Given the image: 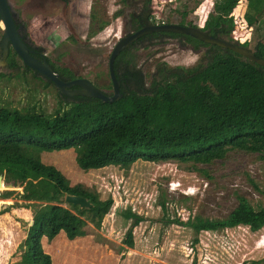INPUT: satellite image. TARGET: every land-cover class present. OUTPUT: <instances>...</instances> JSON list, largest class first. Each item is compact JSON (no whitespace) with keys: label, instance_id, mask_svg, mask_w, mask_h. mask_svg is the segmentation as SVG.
I'll return each instance as SVG.
<instances>
[{"label":"trees","instance_id":"obj_1","mask_svg":"<svg viewBox=\"0 0 264 264\" xmlns=\"http://www.w3.org/2000/svg\"><path fill=\"white\" fill-rule=\"evenodd\" d=\"M240 1L215 0L213 13L206 15L199 28L234 41L237 24L230 14ZM148 2L153 4L155 0ZM246 3L245 22L248 27H255L259 17L264 16V0ZM189 13L182 10L177 23L197 28L187 20ZM160 34L183 37L194 50L205 48L203 60L191 68L161 65L151 81V91H131L111 103L84 97L63 103L61 96L57 109L50 114L35 108L18 110L0 105V175L3 183L19 185V199L27 201L26 207L32 210L20 264H52L42 248L43 239L52 241L60 233L69 241L83 237L88 225L101 227L113 204L110 198L101 201L80 184L70 186L59 170L41 161L43 153L73 150L76 165L82 171L109 166L129 169L138 161L194 167L223 160L234 151L264 159V69L250 65L231 51L194 38ZM158 35L152 36L157 39ZM250 41L240 46L249 49ZM251 52L264 60V42H257ZM7 62L9 70L21 67L32 73L18 65L13 51ZM54 70L72 76L69 70ZM7 77L0 72V80ZM45 82V86H53ZM12 193L2 191L0 198L9 199ZM67 195L84 198L90 207L81 209L65 203ZM125 217L134 219L125 240L131 248L132 229L141 218L130 211ZM176 223L195 235L239 226L256 233L264 227V205L255 209L239 197L236 207L224 219L196 216Z\"/></svg>","mask_w":264,"mask_h":264},{"label":"rangeland","instance_id":"obj_2","mask_svg":"<svg viewBox=\"0 0 264 264\" xmlns=\"http://www.w3.org/2000/svg\"><path fill=\"white\" fill-rule=\"evenodd\" d=\"M9 2L13 12H18L19 22L26 28L31 42L45 48L49 60L111 94L106 59L122 26L118 12L124 10L117 0L83 2L84 9L93 3L94 12L107 23L94 36L96 39L89 40L82 28L72 26L66 32L58 20H36L39 13L33 10L30 0ZM214 2L155 0L153 14L158 22L175 24L180 19L179 13L189 10L187 20L201 28L206 15L213 13ZM246 5V0H241L230 16L237 18L236 38L251 40L248 48L252 51L257 42H264L261 26L264 16L259 17L255 27H248L244 18ZM72 25L79 26L75 22ZM1 35L0 26V38ZM205 50H194L180 39H150L135 53L134 65L139 75L144 76L141 92L151 91V81L161 65L191 68L202 59ZM0 72L8 75L0 80V105L18 110L35 108L46 114L57 109L61 95L57 88L45 86V80L21 67L9 70L1 60ZM75 156L73 150L43 153L41 161L59 170L70 186L80 184L96 193L101 201L110 198L113 204L99 229L88 225L85 235L73 241L63 233L52 241L43 239L42 248L52 264H264V227L256 233L239 226L195 235L191 229L176 223L196 216L224 219L236 207L239 197L255 209L262 207L264 159L260 155L234 151L209 165L191 167L173 162L138 161L129 169L109 166L89 171L77 167ZM2 191L6 189L1 187L0 194ZM9 191L13 192L11 198H0V264H20L24 253L21 246L32 221V210L26 207L27 201L19 199L21 188ZM128 211L141 218L132 229L131 248L125 243L134 222L125 217Z\"/></svg>","mask_w":264,"mask_h":264},{"label":"flooded vegetation","instance_id":"obj_3","mask_svg":"<svg viewBox=\"0 0 264 264\" xmlns=\"http://www.w3.org/2000/svg\"><path fill=\"white\" fill-rule=\"evenodd\" d=\"M85 0H30L32 3L33 10H36L39 14L36 16V20L43 21L46 18L52 19L54 21L58 20L61 23L62 28L67 32L72 30V26H75L76 28H82L83 31L86 32L85 36L86 39H92L96 34H98L100 31H102L106 26L107 23L103 21V16L97 15L94 12L93 8L94 4H90V7L86 6V9H84L82 6H84ZM91 1V0H89ZM119 2V6L124 9L121 12H118V16L121 18L122 26L120 27L119 31V37L118 40L127 37L129 35H133L134 33L138 32L139 30L146 27V24H152V25H161V24H174L169 22H158L154 18L155 15L153 14L154 7L153 4L148 2L149 0H117ZM7 5L9 7L10 12L12 13V21L14 25L18 27V34L21 37L23 43L26 45V47L30 51V56L37 59V60H45L46 63L54 70V68H59V70H69L72 72V76H68L67 74H59L58 72H55L59 75V77L65 82H71L77 79H86L84 77L79 76L77 73L73 72L67 67H57L55 63H53L51 60L47 58L46 50L45 48L36 45L31 42V39L29 38L26 28L22 26V24L19 22L18 19V12H13L12 4H10L9 0H6ZM83 9H82V8ZM14 13V14H13ZM17 17V19L15 18ZM72 22H75L78 25H72ZM83 24V27L81 26ZM179 25L178 23H175ZM184 26V25H181ZM115 30V29H113ZM119 30V29H118ZM158 33V38L161 39L163 37H168L164 34H160V32H153L145 34L138 39L134 40L127 48H125L123 51H121L113 62V72L116 76L117 81L119 82V93L122 96L123 94L129 93L131 91L142 93L141 90L143 89V83H144V76L137 72V67L135 64V53L140 48L141 45L146 44L150 39L154 40L153 34ZM117 36V34H116ZM95 37L94 39H96ZM173 39H180L185 43V40L183 37L179 38H173ZM116 42V43H117ZM115 46V44H114ZM113 46V48H114ZM111 49V51L113 50ZM110 53L107 56V82L111 86V94L108 95L104 92L105 95L111 96L112 95V82L110 79L109 74V57ZM12 53L11 47H9L8 55L5 59V67L8 69L9 64L7 62L8 56ZM23 65L21 59L18 58V65ZM55 71V70H54ZM32 72V71H31ZM33 75L36 77L43 79L36 73L32 72ZM47 81V80H45ZM91 82L90 80H88ZM92 83V82H91ZM95 87L96 85L92 83ZM97 88V87H96ZM78 87H72L71 90L75 91L78 90ZM98 89V88H97ZM67 101H76L78 98H82L80 95H73V96H62Z\"/></svg>","mask_w":264,"mask_h":264},{"label":"water","instance_id":"obj_4","mask_svg":"<svg viewBox=\"0 0 264 264\" xmlns=\"http://www.w3.org/2000/svg\"><path fill=\"white\" fill-rule=\"evenodd\" d=\"M11 12L7 5L6 0H0V26L2 27V35L0 38V60L6 65L5 59L8 55L9 47L21 59L23 65L30 71L36 73L43 79L50 82L55 88L58 89L61 96H73L80 95L88 99H99L102 102H115L122 96L119 93V82L114 75L112 66L116 56L127 48L134 40L139 37L153 32H166L175 33L183 36L194 38L204 44L217 46L224 50L231 51L249 62L250 65H257L264 69V60L256 57L249 49L240 46L236 41H229L220 36H212L208 31H202L200 28L181 26L177 24H161L152 25L146 24V27L134 33L124 37L115 44L109 57V74L112 82V95L108 96L97 89L91 82L86 79H77L68 83H65L57 73L46 63L45 60H37L30 56V51L23 43L21 37L18 34V27L14 25L12 21ZM78 87V90L72 91V87ZM3 187L6 191L19 188V185H14L13 182L3 183V176L0 175V188ZM65 203H70L73 206L79 208H89L90 204L81 197L67 195L64 198Z\"/></svg>","mask_w":264,"mask_h":264},{"label":"built area","instance_id":"obj_5","mask_svg":"<svg viewBox=\"0 0 264 264\" xmlns=\"http://www.w3.org/2000/svg\"><path fill=\"white\" fill-rule=\"evenodd\" d=\"M239 18H240L241 21L244 20V18L242 19L241 16H240ZM235 19H237V18H236L235 16H233V21H234V23L237 24V22H236ZM242 23H243V21H242ZM235 41H236L237 43H239V44H242V43H244L245 41H247V39L241 41V39L238 40L237 38H235ZM240 42H241V43H240Z\"/></svg>","mask_w":264,"mask_h":264}]
</instances>
